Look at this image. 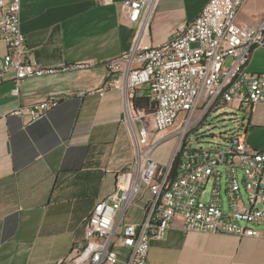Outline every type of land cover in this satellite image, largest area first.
Instances as JSON below:
<instances>
[{
	"label": "crops",
	"instance_id": "crops-1",
	"mask_svg": "<svg viewBox=\"0 0 264 264\" xmlns=\"http://www.w3.org/2000/svg\"><path fill=\"white\" fill-rule=\"evenodd\" d=\"M122 1L21 0L20 28L31 49L29 60L55 71L25 78L18 95L11 94L10 72L0 82V264H74L66 259L83 236V218L131 166L134 144L120 82L105 66L131 46L138 27L127 20ZM208 1L158 0L145 41H166ZM257 1H246L239 20L254 23L264 14V0L259 7ZM4 52L0 40V57ZM79 61L91 65L63 68ZM247 68L264 72V49L253 50ZM49 97L58 105L34 122L11 113ZM240 116L247 142L264 151V103ZM139 124L132 121L136 134ZM169 132H151L160 139L153 157L162 166L171 164L176 148L166 137ZM152 196L143 185L124 211V222L139 223ZM147 264H264V236L185 230L176 217L163 239L150 241Z\"/></svg>",
	"mask_w": 264,
	"mask_h": 264
},
{
	"label": "built area",
	"instance_id": "built-area-1",
	"mask_svg": "<svg viewBox=\"0 0 264 264\" xmlns=\"http://www.w3.org/2000/svg\"><path fill=\"white\" fill-rule=\"evenodd\" d=\"M96 1L109 4L113 0ZM246 1L209 0L193 20L179 23L159 44L144 39L158 0L121 2L127 20L138 27L131 46L107 59L105 66L118 76L135 156L129 170L117 175L115 190L83 218V236L74 243L68 262L147 264L150 241L163 239L176 217L185 230L264 236V151L247 142L242 119L221 143L188 144L191 130L212 112L229 106L247 114L255 104L264 103V72L247 68L253 50L264 49V14L254 23L239 20ZM20 6L21 0H0V40L5 45L0 82L10 72L13 95L19 94L25 78L55 71L30 62L31 49L20 28ZM243 32H251V39H243ZM90 65L79 61L63 68ZM139 87H145L148 102L154 105L149 114L154 133L171 129L166 137L180 135L174 151L178 164L171 176V164L162 166L153 157L160 139L151 137L145 111L133 108ZM104 90H98V95ZM58 103L49 97L20 105L11 113L26 114L34 122ZM132 121L141 124L138 134ZM143 185L153 196L144 206L142 220L124 222V211ZM120 248L124 254L118 252Z\"/></svg>",
	"mask_w": 264,
	"mask_h": 264
},
{
	"label": "rangeland",
	"instance_id": "rangeland-1",
	"mask_svg": "<svg viewBox=\"0 0 264 264\" xmlns=\"http://www.w3.org/2000/svg\"><path fill=\"white\" fill-rule=\"evenodd\" d=\"M255 4L259 7L263 4V2L259 0ZM144 89L145 87H139L138 91L142 92L144 91ZM151 110L152 107H149V111H145V125L152 132L153 129L149 116ZM241 114L242 112L235 110L229 106H224L217 111L212 112L207 116L202 124H200L198 127L195 126L191 130L188 144H191L193 146H206L212 143H221L223 138H226L228 134L232 133L237 128V120L241 117ZM172 138L175 147H177L180 142V135L174 134Z\"/></svg>",
	"mask_w": 264,
	"mask_h": 264
},
{
	"label": "trees",
	"instance_id": "trees-1",
	"mask_svg": "<svg viewBox=\"0 0 264 264\" xmlns=\"http://www.w3.org/2000/svg\"><path fill=\"white\" fill-rule=\"evenodd\" d=\"M145 93H146V89H144V91H142L141 94L135 93L132 99L133 108L135 110L149 111V107H152V110H151L152 112L154 110V105L149 104ZM177 164H178V155H176L171 162L170 169H169L170 176L175 172Z\"/></svg>",
	"mask_w": 264,
	"mask_h": 264
},
{
	"label": "bare ground",
	"instance_id": "bare-ground-1",
	"mask_svg": "<svg viewBox=\"0 0 264 264\" xmlns=\"http://www.w3.org/2000/svg\"><path fill=\"white\" fill-rule=\"evenodd\" d=\"M243 39H251V32H243Z\"/></svg>",
	"mask_w": 264,
	"mask_h": 264
}]
</instances>
